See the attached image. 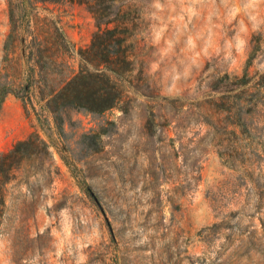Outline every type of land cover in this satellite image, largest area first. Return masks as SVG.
Wrapping results in <instances>:
<instances>
[{"label":"rangeland","instance_id":"rangeland-1","mask_svg":"<svg viewBox=\"0 0 264 264\" xmlns=\"http://www.w3.org/2000/svg\"><path fill=\"white\" fill-rule=\"evenodd\" d=\"M100 7L128 25L133 71L116 108L64 112L59 135L47 100L93 71L80 50L104 22L85 4H38L23 44L0 0V89L13 93L0 155L33 132L52 155L10 188L0 264H264V0ZM237 112L245 126L231 134Z\"/></svg>","mask_w":264,"mask_h":264},{"label":"trees","instance_id":"trees-1","mask_svg":"<svg viewBox=\"0 0 264 264\" xmlns=\"http://www.w3.org/2000/svg\"><path fill=\"white\" fill-rule=\"evenodd\" d=\"M66 1L89 6L95 19L104 23L99 22V32L94 36L89 49L80 50L81 60L93 66V71L81 66L78 73L49 95L47 109L53 116L59 135H62L63 131L64 112L76 110L96 115L116 108L123 99L121 84L123 80L125 81L126 75L133 71V61L128 54L130 46L127 36L128 25L101 9L100 6L105 0H8L12 26L10 38L17 34L22 38L23 44L26 42V34L30 33L32 28L30 15L38 4H58ZM125 18L127 17L124 16L123 20H126ZM103 24L106 25L105 29H102ZM34 43L37 47V41ZM240 82L238 89L244 90L249 85L248 80H240ZM29 89L28 85L25 90ZM10 94L13 93L6 88L0 89V110ZM235 116L237 121L231 123L233 128L231 134H235L237 129L245 126L238 112ZM84 138L91 140L90 145L95 148L94 152L102 151L103 133L91 131ZM51 159L50 147L38 132H33L27 139L16 142L10 151L0 155V229L12 184L21 180L29 185L30 179L37 177ZM48 166L50 167L51 163ZM229 166L232 167L230 163ZM86 192L94 197L90 189ZM96 201L99 202L98 199Z\"/></svg>","mask_w":264,"mask_h":264},{"label":"clouds","instance_id":"clouds-1","mask_svg":"<svg viewBox=\"0 0 264 264\" xmlns=\"http://www.w3.org/2000/svg\"><path fill=\"white\" fill-rule=\"evenodd\" d=\"M250 19L254 22L253 23V28L255 29L257 27V25L255 23L256 18L255 17H250ZM157 38H159V35H157ZM245 43L246 42L243 41V40L238 41V50H241Z\"/></svg>","mask_w":264,"mask_h":264}]
</instances>
